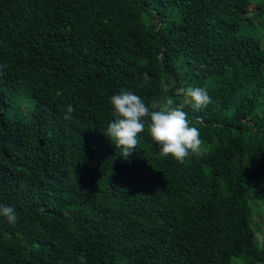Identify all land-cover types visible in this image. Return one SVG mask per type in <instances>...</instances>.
Listing matches in <instances>:
<instances>
[{
	"label": "trees",
	"instance_id": "trees-1",
	"mask_svg": "<svg viewBox=\"0 0 264 264\" xmlns=\"http://www.w3.org/2000/svg\"><path fill=\"white\" fill-rule=\"evenodd\" d=\"M261 26L264 0H0V264H264ZM121 90L184 105L201 154L161 155L146 124L122 156Z\"/></svg>",
	"mask_w": 264,
	"mask_h": 264
},
{
	"label": "clouds",
	"instance_id": "clouds-1",
	"mask_svg": "<svg viewBox=\"0 0 264 264\" xmlns=\"http://www.w3.org/2000/svg\"><path fill=\"white\" fill-rule=\"evenodd\" d=\"M180 94L190 98L194 111L212 103L207 90L202 87L182 88ZM110 103L114 119L109 122L105 135L120 149L122 156L127 158L137 148V136L145 131L146 124L152 139L160 146L161 155H171L183 163L190 154H201L199 130L190 126L188 115L183 111L184 105H174L172 98L165 95L146 104L140 96L121 90L111 96ZM74 112L73 105H67L64 119H72ZM0 216L6 217L13 226L17 223L18 217L11 206L0 204Z\"/></svg>",
	"mask_w": 264,
	"mask_h": 264
},
{
	"label": "rangeland",
	"instance_id": "rangeland-1",
	"mask_svg": "<svg viewBox=\"0 0 264 264\" xmlns=\"http://www.w3.org/2000/svg\"><path fill=\"white\" fill-rule=\"evenodd\" d=\"M258 31L264 35V27H259ZM33 98L28 93V90H23L20 96H16L13 100L12 108L20 112H27L32 108ZM250 205L252 208V225L256 228L257 238L264 239V194L263 193H250ZM258 243L260 241L258 240ZM241 255H236L231 258L230 264H239Z\"/></svg>",
	"mask_w": 264,
	"mask_h": 264
}]
</instances>
